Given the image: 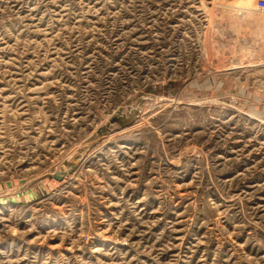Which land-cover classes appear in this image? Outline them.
Returning a JSON list of instances; mask_svg holds the SVG:
<instances>
[{"label":"rangeland","instance_id":"rangeland-1","mask_svg":"<svg viewBox=\"0 0 264 264\" xmlns=\"http://www.w3.org/2000/svg\"><path fill=\"white\" fill-rule=\"evenodd\" d=\"M0 264H264V0H0Z\"/></svg>","mask_w":264,"mask_h":264}]
</instances>
